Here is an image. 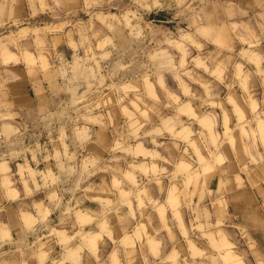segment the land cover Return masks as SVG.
Instances as JSON below:
<instances>
[{
    "label": "clouds",
    "instance_id": "obj_1",
    "mask_svg": "<svg viewBox=\"0 0 264 264\" xmlns=\"http://www.w3.org/2000/svg\"><path fill=\"white\" fill-rule=\"evenodd\" d=\"M0 264H264V0H0Z\"/></svg>",
    "mask_w": 264,
    "mask_h": 264
}]
</instances>
